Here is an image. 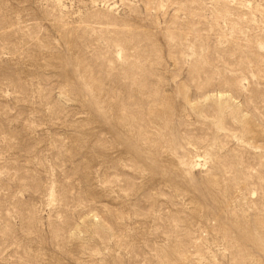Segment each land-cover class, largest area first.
<instances>
[{"label": "rangeland", "instance_id": "1", "mask_svg": "<svg viewBox=\"0 0 264 264\" xmlns=\"http://www.w3.org/2000/svg\"><path fill=\"white\" fill-rule=\"evenodd\" d=\"M0 264H264V0H0Z\"/></svg>", "mask_w": 264, "mask_h": 264}, {"label": "bare ground", "instance_id": "2", "mask_svg": "<svg viewBox=\"0 0 264 264\" xmlns=\"http://www.w3.org/2000/svg\"><path fill=\"white\" fill-rule=\"evenodd\" d=\"M49 197H50V196H49ZM48 202H49V203H51V199H50V200H48Z\"/></svg>", "mask_w": 264, "mask_h": 264}]
</instances>
